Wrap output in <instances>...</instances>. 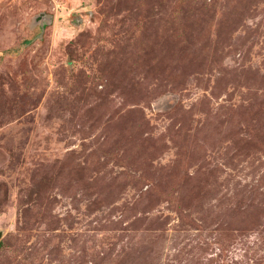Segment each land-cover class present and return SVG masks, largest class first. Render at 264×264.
Masks as SVG:
<instances>
[{
	"label": "rangeland",
	"instance_id": "374dc122",
	"mask_svg": "<svg viewBox=\"0 0 264 264\" xmlns=\"http://www.w3.org/2000/svg\"><path fill=\"white\" fill-rule=\"evenodd\" d=\"M0 264H264V0H0Z\"/></svg>",
	"mask_w": 264,
	"mask_h": 264
},
{
	"label": "water",
	"instance_id": "95a60500",
	"mask_svg": "<svg viewBox=\"0 0 264 264\" xmlns=\"http://www.w3.org/2000/svg\"><path fill=\"white\" fill-rule=\"evenodd\" d=\"M2 236V231L0 230V237Z\"/></svg>",
	"mask_w": 264,
	"mask_h": 264
}]
</instances>
